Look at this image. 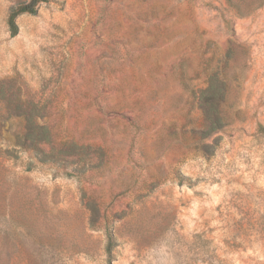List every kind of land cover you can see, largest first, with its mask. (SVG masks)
Masks as SVG:
<instances>
[{"label":"rangeland","instance_id":"374dc122","mask_svg":"<svg viewBox=\"0 0 264 264\" xmlns=\"http://www.w3.org/2000/svg\"><path fill=\"white\" fill-rule=\"evenodd\" d=\"M29 1L0 0V264H264V0H48L11 36Z\"/></svg>","mask_w":264,"mask_h":264},{"label":"trees","instance_id":"16d2710c","mask_svg":"<svg viewBox=\"0 0 264 264\" xmlns=\"http://www.w3.org/2000/svg\"><path fill=\"white\" fill-rule=\"evenodd\" d=\"M48 0H30L27 3L19 4L14 9L11 10L7 17V27L11 36H15L18 33V27L16 24V19L23 14L35 15L37 13V7L41 3H46ZM223 97V94H222ZM219 122V118L214 116L211 112L210 108L205 111V125L206 129L210 131L215 130L216 124ZM222 126H223V118H222ZM260 131H262L264 135V128L260 126ZM27 142L30 140L28 136L25 139ZM31 141V140H30ZM67 176L71 177L72 174L66 173ZM107 242L105 245L104 252L107 257V262L111 260L112 248H113V240L111 234H106Z\"/></svg>","mask_w":264,"mask_h":264}]
</instances>
